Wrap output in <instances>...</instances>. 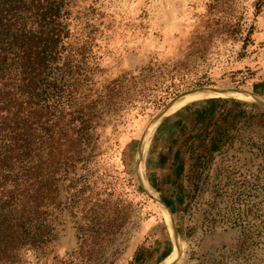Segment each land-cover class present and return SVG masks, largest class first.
<instances>
[{"label":"rangeland","instance_id":"rangeland-1","mask_svg":"<svg viewBox=\"0 0 264 264\" xmlns=\"http://www.w3.org/2000/svg\"><path fill=\"white\" fill-rule=\"evenodd\" d=\"M70 6L79 44L90 35L94 88L141 71L149 86L103 132L99 179L132 217L94 264H264V0ZM205 86L250 98L205 97L168 112L180 93ZM75 245L67 229L56 252Z\"/></svg>","mask_w":264,"mask_h":264},{"label":"trees","instance_id":"trees-1","mask_svg":"<svg viewBox=\"0 0 264 264\" xmlns=\"http://www.w3.org/2000/svg\"><path fill=\"white\" fill-rule=\"evenodd\" d=\"M70 5L0 0V264L28 255L34 264H94L132 217L98 163L105 127L148 95L147 75L94 88L90 35L79 44ZM70 228L76 245L59 255Z\"/></svg>","mask_w":264,"mask_h":264},{"label":"bare ground","instance_id":"bare-ground-1","mask_svg":"<svg viewBox=\"0 0 264 264\" xmlns=\"http://www.w3.org/2000/svg\"><path fill=\"white\" fill-rule=\"evenodd\" d=\"M224 95H233L237 97H244V98H250V93L248 91L244 90H234V89H224L220 87H213V86H205V87H199L194 88L188 91H184L180 93L178 96H176L168 105L166 108H169L168 112L177 109L181 105L185 104L186 102L205 98V97H212V96H224ZM143 145H141V153H140V160L143 158V152L145 147L147 146V142L149 140V132L145 135V138H143ZM163 205L166 207L165 203L162 201ZM167 209V208H166ZM169 210L165 211L168 217L169 222L171 221L170 214L168 213ZM170 212V211H169ZM171 213V212H170ZM177 237L178 233L175 230ZM179 240V238H178ZM179 253V252H178ZM160 264H167V263H160ZM170 264V263H168Z\"/></svg>","mask_w":264,"mask_h":264}]
</instances>
